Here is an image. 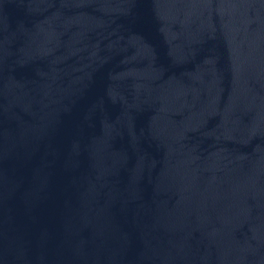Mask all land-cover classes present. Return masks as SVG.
Masks as SVG:
<instances>
[{
    "label": "water",
    "instance_id": "1",
    "mask_svg": "<svg viewBox=\"0 0 264 264\" xmlns=\"http://www.w3.org/2000/svg\"><path fill=\"white\" fill-rule=\"evenodd\" d=\"M0 264H264V0H127L0 78Z\"/></svg>",
    "mask_w": 264,
    "mask_h": 264
}]
</instances>
